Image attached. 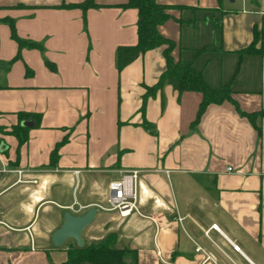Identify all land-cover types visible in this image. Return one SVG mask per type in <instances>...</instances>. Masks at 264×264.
<instances>
[{"label":"crops","instance_id":"0c3cea01","mask_svg":"<svg viewBox=\"0 0 264 264\" xmlns=\"http://www.w3.org/2000/svg\"><path fill=\"white\" fill-rule=\"evenodd\" d=\"M83 1L0 0V160L36 180L0 172V221L13 228L0 224V264L65 260L75 244L55 246L52 234L66 207L105 202L109 182L130 168L140 170L142 215L96 210L84 246L114 233L116 247L136 251V264H264V115L258 134L232 103H211L193 126L201 94L170 84L142 111L146 87L165 69L163 47L118 71L117 47L137 42V10L122 7L127 0H93L98 7L86 11L64 6ZM159 1L172 7L158 29L175 42L173 58L191 61L212 87L232 79L257 28L258 50L242 56L232 88L241 110L264 109V0ZM10 21L37 46L18 49ZM21 112L40 120L36 127L28 119L18 147L9 130Z\"/></svg>","mask_w":264,"mask_h":264},{"label":"trees","instance_id":"16d2710c","mask_svg":"<svg viewBox=\"0 0 264 264\" xmlns=\"http://www.w3.org/2000/svg\"><path fill=\"white\" fill-rule=\"evenodd\" d=\"M218 1L221 3V0ZM64 6L79 7L83 11H86L90 7H98L93 0H84L80 3H70ZM122 7L135 8L137 10V42L133 45H120L117 47L116 66L118 71H121L122 68L146 51L160 46L163 47L165 69L154 85L146 87V92L142 97V111H144L148 96H152L164 84H170L179 94L185 91H197L201 94V100L198 105L196 116L192 121L193 126L198 123L202 113L209 104H219L228 101L235 106L241 115L248 118L258 134H260V126L256 123V118L264 115V109L252 112L241 110L238 102L233 97L235 91L232 88V81L238 72L242 56L258 50L255 48V43L259 40L261 33L257 31L256 27L253 29L252 42L238 52L239 59L232 79L220 84L218 87H212L204 80L201 70L196 69L191 61L183 62L182 60H175L173 58L172 50L175 47V42L164 37L159 32V25L163 24L170 18L171 15L168 12V9L172 7L161 3L159 0H127ZM176 8H183V6H176ZM214 23L219 27L220 17H216ZM10 27L11 37L17 42L18 49L24 46H37L34 42L18 37L12 21H10ZM201 50L203 49H198L196 52H200ZM18 56L19 50L14 58H17ZM18 116L19 122L11 127L9 133L16 137L19 147L25 143L28 138V126L22 125V120H28L29 118L33 119L35 121V126L37 127L39 126L40 114L21 112ZM143 126L151 132L154 131V125H151L146 120H143ZM59 144L60 143H58L52 151V161H55L56 150ZM115 243L116 235L110 233L102 241L97 243H91L86 246L83 245L82 247L70 245L67 248L66 259L53 264H136V251L129 248H118Z\"/></svg>","mask_w":264,"mask_h":264},{"label":"built area","instance_id":"2783aa9c","mask_svg":"<svg viewBox=\"0 0 264 264\" xmlns=\"http://www.w3.org/2000/svg\"><path fill=\"white\" fill-rule=\"evenodd\" d=\"M230 169V168H228ZM0 172H11L17 176L16 182H35L36 180H25V169L18 167H10L0 160ZM74 173L78 174L79 170H74ZM140 170L138 168L126 169L122 172L121 176L117 179L109 182V195L105 202L96 203L92 207L100 211H114L122 218L127 217L131 214L142 215L139 208V197H140V185H139ZM77 205V209H75ZM87 205H81L77 202L67 206V210L70 212H80L87 209ZM0 224L8 229H13L6 222L0 221ZM213 228L218 229L216 224L212 225ZM26 230L30 236V246L33 245V237L30 231V226L26 227ZM235 248H237L235 246ZM232 264H238L232 261Z\"/></svg>","mask_w":264,"mask_h":264},{"label":"water","instance_id":"95a60500","mask_svg":"<svg viewBox=\"0 0 264 264\" xmlns=\"http://www.w3.org/2000/svg\"><path fill=\"white\" fill-rule=\"evenodd\" d=\"M229 1L233 2L234 0ZM21 124L24 126H31L32 122L29 120H24ZM5 150L6 146L0 143V151L4 152ZM95 214V207H89L84 213L81 214H74L70 211H65L62 225L52 234L53 244L55 246H61L66 240L72 239L76 242L78 247H82L84 245L82 231L91 223Z\"/></svg>","mask_w":264,"mask_h":264},{"label":"rangeland","instance_id":"374dc122","mask_svg":"<svg viewBox=\"0 0 264 264\" xmlns=\"http://www.w3.org/2000/svg\"><path fill=\"white\" fill-rule=\"evenodd\" d=\"M241 2H242V0H235L234 2H230L229 0H224L223 4H224V6H232V7H235V6H240L241 5ZM70 240H71L72 243H74L76 245V242L74 240H72V239H70Z\"/></svg>","mask_w":264,"mask_h":264}]
</instances>
